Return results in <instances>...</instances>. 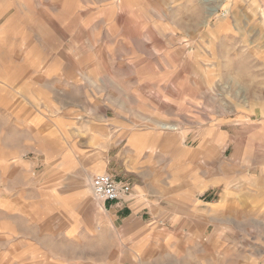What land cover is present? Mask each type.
Here are the masks:
<instances>
[{
  "label": "rangeland",
  "instance_id": "1",
  "mask_svg": "<svg viewBox=\"0 0 264 264\" xmlns=\"http://www.w3.org/2000/svg\"><path fill=\"white\" fill-rule=\"evenodd\" d=\"M121 125L173 155L143 263L264 264V0H0V264L91 260Z\"/></svg>",
  "mask_w": 264,
  "mask_h": 264
},
{
  "label": "crops",
  "instance_id": "2",
  "mask_svg": "<svg viewBox=\"0 0 264 264\" xmlns=\"http://www.w3.org/2000/svg\"><path fill=\"white\" fill-rule=\"evenodd\" d=\"M161 126L171 128L170 125ZM129 128L125 131L122 130L123 125L120 126L119 130H122V136L116 135V132L112 133V136L116 137V140L114 139L113 144L110 146L113 147L114 144L119 145L121 143L123 148L116 150L107 160L113 166L117 165L119 169L137 170V176L132 178L131 174V178H129L132 183L130 194L124 195L118 201L103 203L110 219V227L101 235L102 239L104 237L103 243L87 247L86 249L89 250L87 252L83 250L80 242L79 249L75 246L73 253H62L58 255L59 258L66 259L71 256L91 258L88 262L78 264H146L143 263L142 259L153 257L151 239L147 243L146 238L148 236L146 237V234L148 231H152L151 223L154 219L152 211L164 206L161 203L154 202L156 201L154 199L148 201L145 199L146 195H157V197H160L159 195L163 194V191L161 192L162 189L159 190L158 185H172L171 177L165 182L163 180L165 176H162L160 173L163 165V152L165 156L170 155L168 161L173 163L171 144H166L161 131L149 128ZM124 148H127L126 154L128 160L126 161L122 157ZM166 150L169 154H165L168 153L165 152ZM133 161L136 164L132 165ZM111 169L115 168L106 166L104 170L107 172L108 170L111 171ZM158 180L163 181L159 182ZM224 196L221 201H224ZM146 212L152 215V217H148L147 219L145 216ZM150 219L151 222H149ZM44 257V259H47L46 264H69L65 260L59 259L56 261L50 259L52 257L51 254Z\"/></svg>",
  "mask_w": 264,
  "mask_h": 264
},
{
  "label": "built area",
  "instance_id": "3",
  "mask_svg": "<svg viewBox=\"0 0 264 264\" xmlns=\"http://www.w3.org/2000/svg\"><path fill=\"white\" fill-rule=\"evenodd\" d=\"M90 187L94 198L102 203L118 201L130 192L128 183L117 181L107 173L93 175Z\"/></svg>",
  "mask_w": 264,
  "mask_h": 264
}]
</instances>
